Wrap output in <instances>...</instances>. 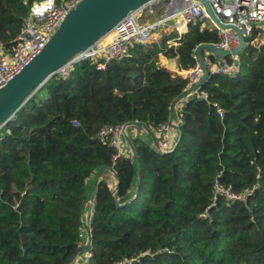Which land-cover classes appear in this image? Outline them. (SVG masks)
Here are the masks:
<instances>
[{
  "label": "trees",
  "instance_id": "trees-1",
  "mask_svg": "<svg viewBox=\"0 0 264 264\" xmlns=\"http://www.w3.org/2000/svg\"><path fill=\"white\" fill-rule=\"evenodd\" d=\"M34 1L0 0L6 49ZM217 41L196 23L180 37L165 30L104 70L74 64L15 113L0 129V264H67L84 246L80 210L100 169L86 225L91 264H264V46L247 40L234 78L208 74L206 99L181 107L172 152L134 138V158L113 160L98 136L134 123L153 137L187 83L160 56L190 69L195 49ZM215 185L243 197L227 201Z\"/></svg>",
  "mask_w": 264,
  "mask_h": 264
},
{
  "label": "built area",
  "instance_id": "built-area-1",
  "mask_svg": "<svg viewBox=\"0 0 264 264\" xmlns=\"http://www.w3.org/2000/svg\"><path fill=\"white\" fill-rule=\"evenodd\" d=\"M80 1L38 0L31 4L28 17L15 38L12 47L6 49L0 44V89L18 75L44 49L61 26L67 14ZM207 1L218 22L225 26L238 28L245 39V44H247V40H250L252 45H258L256 47H259V45L264 46V0ZM157 10L163 11L161 17L156 18L154 21L146 22L144 25H139L137 19L140 18L139 16L143 15V18L152 16ZM167 11H171V13L168 15L166 14ZM190 22L199 24L202 29L214 30L217 33L218 41L213 45L218 49L231 51L239 45V39L235 31L231 28H221L207 14L200 1L170 0L168 4H164V0H152L131 11L121 19L102 38H109L108 44L102 46L100 44L102 39H100L57 69L55 77L67 78L73 65L81 61H91L95 64L97 70H104L109 63L121 61L127 57L133 45L149 44L153 40V35L163 28H170L176 31L180 37L187 32ZM259 36L260 38L257 39ZM168 43L171 46L176 45V43L171 41ZM203 64L209 74H220L230 78H234L240 71V62L237 56L216 58L207 52V55L203 57ZM178 75L187 80L183 89L185 97L181 100L185 101L184 104L191 99H206V95L200 91L201 87L192 90L194 86L201 82L204 75L203 69L197 61L192 68L181 69ZM175 107L171 108L169 119L156 132V139H154L155 150L161 154L172 152L178 144L179 131L177 128L181 123V118L179 112L175 111ZM217 112L220 117H223L221 109H218ZM73 125L76 126L77 123L73 122ZM132 126L145 130L143 126L131 123L104 126L98 132L100 138L108 139L114 151L113 160L128 154L130 157L132 156L130 145L127 142V139H129L128 131ZM215 192L224 196L230 202L243 197L234 195L219 185H215ZM86 241L87 237L84 245ZM89 247L84 250L85 255L80 264H91L92 254L89 251ZM70 264H74V260Z\"/></svg>",
  "mask_w": 264,
  "mask_h": 264
},
{
  "label": "water",
  "instance_id": "water-1",
  "mask_svg": "<svg viewBox=\"0 0 264 264\" xmlns=\"http://www.w3.org/2000/svg\"><path fill=\"white\" fill-rule=\"evenodd\" d=\"M152 0H81L73 10H71L56 33L48 41L44 49L12 80L0 89V129L22 108L28 100L37 94L47 81L55 77V72L71 61L74 56L106 36L112 28L128 13L138 9L143 4ZM170 0H164V4H168ZM200 1L207 14L221 27L231 28L237 34L239 45L236 49L225 51L218 49L213 44L199 45L195 49V59L203 69L204 75L201 82L194 86L195 90L202 86L208 77V71L203 64V53L208 52L216 58H227L230 56H238L245 47V39L240 30L236 27L225 26L218 22L212 12L211 6L207 0ZM167 11L166 14H170ZM183 95L172 108L181 101ZM179 131V127L177 128ZM129 145L130 140L127 139ZM134 158V155L132 154ZM100 169L94 180H97L102 174ZM109 172L116 174L113 169ZM85 201L81 206V214L83 213ZM87 241L67 262L70 264L77 255L82 253L89 247L90 236L89 231L85 227Z\"/></svg>",
  "mask_w": 264,
  "mask_h": 264
},
{
  "label": "rangeland",
  "instance_id": "rangeland-1",
  "mask_svg": "<svg viewBox=\"0 0 264 264\" xmlns=\"http://www.w3.org/2000/svg\"><path fill=\"white\" fill-rule=\"evenodd\" d=\"M143 15H141V16H139L140 18H137L138 19V23H139V25H143L144 23H145V20L143 19V17H142ZM162 16V12H160V13H157L156 14V18L157 17H161ZM155 20V17H153V16H150L149 17V19H146V21H154ZM162 32V31H161ZM161 32H156V34H154L153 35V38H157V34L159 33H161ZM254 46H258L257 44H255ZM260 46V45H259ZM238 57V56H237ZM180 108H179V111L178 112H180ZM133 130V128H131L129 131H128V138L129 139H134V138H140L141 140H143L144 138L146 139V141L145 140H143V141H145L147 144H149L150 146H152L154 149H155V144L153 143L152 144V141H151V139L153 138V137H151V139L149 138V135L148 134H146L145 132H143L140 128H138V134H139V136H141V137H139V136H133V134H132V131ZM156 133V132H155ZM126 150H128V149H126ZM106 175H108V178H109V180H111V179H113L114 178V176H113V174H111V172H110V174H105L104 175V177L106 176ZM92 180H94V178L93 179H91V181H89V184H88V186H89V188H88V192H87V196H86V202H85V208H84V211H83V213H82V222H83V229H82V233H81V240L82 241H84L85 242V240H86V237H87V235H86V233H85V227H86V225L88 224V221H89V218H90V216H91V213H92V208H93V195H94V191H95V188H94V185H93V182H92ZM84 255H85V251L84 252H82V253H80V255H78L75 259H74V264H80L81 263V261H82V259H83V257H84Z\"/></svg>",
  "mask_w": 264,
  "mask_h": 264
},
{
  "label": "crops",
  "instance_id": "crops-1",
  "mask_svg": "<svg viewBox=\"0 0 264 264\" xmlns=\"http://www.w3.org/2000/svg\"><path fill=\"white\" fill-rule=\"evenodd\" d=\"M160 12H162V14H163V11H161V10H157V11H155L154 13V15H152L153 17H155V19H156V14L157 13H160ZM149 17L150 16H145L143 19L145 20V23L146 22H148V21H146V19H149ZM158 18V17H157ZM150 22V21H149ZM144 23V24H145ZM143 24V25H144ZM165 30H172V29H170V28H163L162 30H160L159 32H164ZM162 32L159 34H157L156 36H157V38H153V40L155 39H158V38H160L161 36H162ZM105 39H109V38H105ZM205 55H207V52H204L203 53V57L205 56ZM159 62H160V65H162L165 69H167V70H169L171 73H173V74H176V75H178V72L180 71V69H178L177 68V64H176V61H175V59H167L166 57H164V56H160V58H159ZM184 100L183 101H181L180 103L178 102L177 104H176V107H175V111L176 112H178L179 111V108H181V106L184 104ZM131 128H133V130L131 131L132 132V134H133V136H139V134H138V128L137 127H131ZM130 128V129H131ZM129 129V130H130ZM141 129V128H140ZM143 132H145L146 134H148L149 135V132H147L146 131V129L144 130V129H141ZM139 137H141V136H139ZM142 138V137H141ZM149 138L151 139V137L149 136ZM154 139H156V133H154V135H153V138L151 139V141H152V144L154 143ZM143 140H145L146 141V139L144 138ZM110 174V173H109ZM112 174V173H111ZM104 178V177H103ZM104 180L109 184V185H111V186H114V185H116V179L115 178H113V179H111V180H109V178H108V175H106L105 176V178H104Z\"/></svg>",
  "mask_w": 264,
  "mask_h": 264
},
{
  "label": "bare ground",
  "instance_id": "bare-ground-1",
  "mask_svg": "<svg viewBox=\"0 0 264 264\" xmlns=\"http://www.w3.org/2000/svg\"><path fill=\"white\" fill-rule=\"evenodd\" d=\"M108 42H109V39H102L101 40V42H100V44L102 45V46H105L106 44H108Z\"/></svg>",
  "mask_w": 264,
  "mask_h": 264
}]
</instances>
